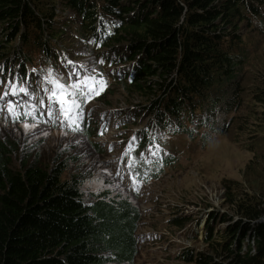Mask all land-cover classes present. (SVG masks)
Returning a JSON list of instances; mask_svg holds the SVG:
<instances>
[{
	"label": "trees",
	"instance_id": "obj_1",
	"mask_svg": "<svg viewBox=\"0 0 264 264\" xmlns=\"http://www.w3.org/2000/svg\"><path fill=\"white\" fill-rule=\"evenodd\" d=\"M104 1L103 8L119 17L140 8L134 21L118 28L108 42L120 50L128 46L130 58L145 59L135 79L124 83L128 95L155 99L161 90L174 101L191 89L222 92L231 88L233 96L223 112L228 122L233 123L245 97L253 106L237 136L264 132L263 68L244 82L248 58H231L220 49L221 36L236 32L235 23L244 20L239 15L242 0ZM59 3L79 7L80 18L88 14L84 11L88 0H0V53L19 33L25 40L29 33L43 32L42 17L52 18ZM90 24L98 28L93 21ZM217 99L215 108L223 100ZM15 152L13 142L0 138V264H138L137 232L143 214L137 205L96 193L85 198L83 175L63 178L65 163L38 161L26 156V151L15 162ZM239 192L238 188L227 189L233 211L217 213L227 226L217 232L209 226L202 240L208 250L185 253L188 262L264 264V186L256 199L249 192ZM177 214L170 212L162 218L179 229L189 217Z\"/></svg>",
	"mask_w": 264,
	"mask_h": 264
},
{
	"label": "rangeland",
	"instance_id": "obj_2",
	"mask_svg": "<svg viewBox=\"0 0 264 264\" xmlns=\"http://www.w3.org/2000/svg\"><path fill=\"white\" fill-rule=\"evenodd\" d=\"M235 24L238 28H244L243 21H237ZM243 32L247 35L246 43L252 48L245 68V72L248 68L249 71L246 74L243 71L242 81L247 82L250 77L252 80L256 76L260 68L264 70V27L258 23V27L255 29H243ZM226 33L236 34V32L229 31ZM74 40L75 38H73ZM7 50L9 51L11 48ZM124 86L123 83L117 85L96 104L111 107L118 104L131 105L141 98L137 94L128 95ZM158 92L160 93L158 94ZM158 92L154 94L153 98L155 99L145 100L143 98V106L154 105V100H156L161 116L165 114L164 103L167 105L166 109L170 115H174L175 107L179 105L180 100L173 101L169 97L165 100V94L161 90ZM232 96L231 88L217 96L223 98L222 101H219L218 115L223 118V128L230 129V132L224 133L221 138L212 141L193 160L186 161V165L167 174L153 186L151 193L148 191L147 196L141 200L136 199L134 195L130 196L123 189L114 177L116 170H110L106 164V162L111 164L112 154L115 156L117 154H111V151L110 154L108 152L101 153L103 155L96 154L90 141L87 142L79 136L60 130H44L43 127L26 123L21 125L0 123V138L8 139L16 145L18 154L15 152L12 155L15 162L23 157V151H26V156L38 161L65 163L67 166V171L63 175L65 179H71V176L77 173L83 175L81 188L86 192L85 198L90 197L89 193H96L108 195L109 198L117 201H126L137 205L143 214V222L140 223L137 237L142 238V235L149 236L150 233L155 232L158 233L157 237L167 229V219L163 220L162 217L170 212L178 213V216L189 214L190 218L192 216V219H196L199 224L207 221L208 215L214 211L232 213L233 210L229 208L230 203L227 201V189L238 188L240 189L238 195H242L243 190V193L249 192L255 199L259 197L264 186V132L253 136H237L239 126L245 116L251 112L253 106L250 103V98L245 97L243 106L236 111L238 115L233 119V123L228 122L223 112L227 111V105ZM175 102L177 103L174 105ZM187 113L188 111L180 112L182 120L187 117L185 115ZM98 141L107 143L109 140L103 141L102 138H99ZM87 145L88 149L85 147ZM107 147L112 148V144L110 143ZM159 202L162 203L160 206ZM152 217L158 218L156 223L153 222L154 218ZM218 224L223 228L226 225V223H219V219ZM203 235L202 228H200L199 232L197 230L190 235H181L177 240L181 244L190 245L195 251H206L209 246L202 241ZM156 237H152L148 243H154ZM145 243V241L137 239V245L139 244L137 260L139 263L183 264L182 261L176 259L177 257L174 260L171 258L177 242L171 245L169 242H158L154 246ZM149 258L151 261L148 260Z\"/></svg>",
	"mask_w": 264,
	"mask_h": 264
},
{
	"label": "clouds",
	"instance_id": "obj_3",
	"mask_svg": "<svg viewBox=\"0 0 264 264\" xmlns=\"http://www.w3.org/2000/svg\"><path fill=\"white\" fill-rule=\"evenodd\" d=\"M134 1V0H133ZM105 2V1H104ZM257 6H261V7H263L264 8V0H242V2H241V6H240V11H239V15L241 16V18H243L244 20H243V23L244 22H246V26H244V28H239L237 31H236V34H231V33H226V34H223L222 36L223 37H227V38H231L232 40H237V39H243V40H245L246 38H247V35H245V33L243 32V29H255L256 27H258V23H260V25L262 26V27H264V12H262V11H260L259 9H258V7ZM246 9H249V14L248 15H245L244 14V11L246 10ZM112 14H114V15H116V16H118V14H115V13H112ZM251 15H254V16H256L257 18H258V20L257 21H252L251 20ZM119 17V16H118ZM124 24H127L126 22H124ZM123 24V25H124ZM122 25V26H123ZM121 27V26H120ZM119 27V28H120ZM118 29V28H117ZM116 29V30H117ZM116 32V31H115ZM114 36V35H113ZM112 36V37H113ZM110 40V39H109ZM109 42V41H108ZM108 42H107V45H109L108 44ZM110 46V45H109ZM112 46V45H111ZM249 53L250 52H248V54H246V56H243L242 58H240V60L242 61L243 59H245V58H248V56H249ZM141 67H142V65H141ZM183 82H185V80H182ZM131 83V82H130ZM130 83H125V84H130ZM124 84V83H123ZM113 90V89H112ZM159 93V92H158ZM183 96V95H182ZM102 98V97H101ZM137 100H140V101H143L144 99H141V98H139V99H137ZM109 107V106H108ZM111 107V106H110ZM113 107H115V106H113ZM233 115V114H232ZM231 117V116H230ZM221 120H223V119H221ZM43 127V126H42ZM44 128H47V129H51V128H48V127H44ZM51 130H58V129H51ZM226 133V132H225ZM228 133V132H227ZM72 135H74V134H72ZM76 136H79V137H81V138H83V139H85L87 142L89 141L88 140V138H86V137H83V136H80V135H76ZM91 145V144H90ZM92 146V145H91ZM96 152V151H95ZM98 154H101V153H98ZM101 155H103V154H101ZM157 184V183H156ZM155 185V184H154ZM150 191V193H151V191H152V189L151 190H149ZM147 196V195H146ZM158 202V201H157ZM162 202H163V199H162ZM162 203L161 202H159V206L161 205ZM165 204V203H164ZM145 212V211H144ZM219 211H217V212H213V213H210L208 216L212 219V217L214 218V220H213V225H214V232L216 231V225H217V222H218V219H219V223H226V222H221V218L219 217V216H217V213H218ZM178 215V214H177ZM179 217H189L188 218V220L186 221V223L183 225V226H185V225H187L188 224V222H190L191 220H192V216H191V218H190V216H189V214H182V215H180ZM168 221H169V219H167ZM220 225V224H219ZM227 226V223H226V225H225V227ZM224 227V228H225ZM181 228V227H180ZM179 228V229H180ZM223 228V227H222ZM221 227L219 228V229H222ZM167 231H169L170 232V226H169V223H168V227H167V229H166ZM178 230V229H177ZM175 228H174V230H173V232H175V231H177ZM207 233V232H206ZM206 233L203 235V238H204V236L206 235ZM137 239H138V237H137ZM152 239V237H149L148 239H147V241H150ZM155 242H157L158 241V239L157 238H155ZM138 248H139V244H138ZM141 248V247H140ZM194 252H197V251H194ZM138 264H140L139 262H138Z\"/></svg>",
	"mask_w": 264,
	"mask_h": 264
},
{
	"label": "bare ground",
	"instance_id": "obj_4",
	"mask_svg": "<svg viewBox=\"0 0 264 264\" xmlns=\"http://www.w3.org/2000/svg\"><path fill=\"white\" fill-rule=\"evenodd\" d=\"M169 96H171V95H168V96L165 97L166 100H167V97H169ZM166 106L167 105H164V107H166ZM181 111H188L187 106L185 104H179V106L175 107L174 115H171L170 117H167V119L170 120V121H173V122H180L182 120V118H183V117H180V112ZM185 115L188 116V113L185 114Z\"/></svg>",
	"mask_w": 264,
	"mask_h": 264
}]
</instances>
